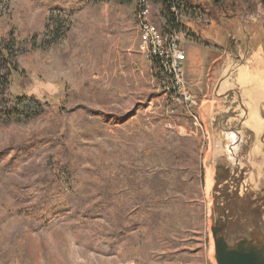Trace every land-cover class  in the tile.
Wrapping results in <instances>:
<instances>
[{
	"label": "rangeland",
	"instance_id": "374dc122",
	"mask_svg": "<svg viewBox=\"0 0 264 264\" xmlns=\"http://www.w3.org/2000/svg\"><path fill=\"white\" fill-rule=\"evenodd\" d=\"M47 2L76 9L74 15H58L60 32L55 39L44 30L50 15L43 5ZM146 2L147 16L166 35L168 12L158 0ZM182 2L185 10L191 6L196 14L206 15L183 21L187 40L222 45L217 50L230 56L238 42L244 51L246 31L253 34L264 28V7L259 8L257 0ZM137 4L138 0H0V36L11 37L18 65L1 95L2 105L33 96L47 109L25 125L0 123V152L17 153L12 159L0 154V264H214L211 180L230 143L228 136L213 131L214 126L260 131L237 137L253 145L252 155L256 147L262 149L250 161L264 184V67L254 74L246 69L248 59L239 70L235 63L223 80L228 87L223 95L202 91L197 82L187 80L199 99L198 111L183 105L179 97L173 103L162 88L160 70L146 60L149 44L138 23L143 9ZM42 133L62 140L68 157L74 148L83 157L84 169L105 163V174L121 183L119 200L134 220L132 234L109 244L108 235L94 229L110 227V216L80 224L81 214L58 215L54 206L35 205L49 179L40 184L50 140H41ZM39 141L45 146L26 153V147ZM156 172L168 184L161 197L141 186L144 175ZM125 178L140 184L137 194L149 200L148 208L140 211L132 205L134 192L123 186ZM247 181L242 188L248 187Z\"/></svg>",
	"mask_w": 264,
	"mask_h": 264
},
{
	"label": "trees",
	"instance_id": "16d2710c",
	"mask_svg": "<svg viewBox=\"0 0 264 264\" xmlns=\"http://www.w3.org/2000/svg\"><path fill=\"white\" fill-rule=\"evenodd\" d=\"M45 1V0H42ZM91 2H97L101 0H89ZM119 3H127L130 0H115ZM146 0H144L145 2ZM151 4V0H147ZM159 2L163 0H158ZM213 4L219 5L224 0H210ZM164 8L169 14V24L171 30H179L176 25V11H172L173 5L179 8V2L176 1L170 4L169 1H163ZM186 4V3H185ZM184 4V10H185ZM47 10H49V17L44 23L45 32H49L53 35V39L58 36L60 32L58 15L67 14L74 15L76 9L74 7H66L63 4L57 3H43ZM188 5V4H187ZM189 6V5H188ZM138 8H141L139 1ZM191 11L195 10V7H188ZM200 10V8H197ZM198 10V11H199ZM188 12V11H184ZM196 12V10H195ZM34 39L35 35L32 36ZM192 41L208 46L206 41H200L199 38L191 39ZM158 64V60H156ZM156 68L157 65H156ZM18 71L17 55L14 49V43L9 34L0 36V123L3 124H15L25 125L31 121H35L47 113L45 104H42L38 99L33 96H21L14 98L8 105H2V94L9 88L11 77L13 73ZM41 140L50 139L48 155L44 162L45 173L39 179L40 184H43L47 180V185L41 191L38 192V197H35V205L49 209L53 207V212L62 215L64 212L74 213L75 215L81 214L78 218V223H89L92 219H101L106 215L111 218V226L104 227L103 229H94L97 233L108 235V243L114 244L118 241L117 237L122 238L126 234H132L134 231V220L130 216L129 212L124 208L119 200L121 194V183L114 180L113 177L107 176L108 169L105 163L101 161L98 163L96 169L88 168L84 169L83 157L76 154L73 150L68 157V149L65 148L62 140L55 138L50 133H42ZM43 143V144H42ZM65 143V142H64ZM45 146L44 142H34V145L24 147L26 153H30V150L34 147ZM1 158L10 156L12 159L17 153H12L8 150L0 152ZM53 158L54 162H51ZM53 165V166H51ZM100 177L94 176L96 173H100ZM50 174V175H48ZM128 177V176H127ZM136 183L134 179L125 178L123 186L134 192L132 198V205L140 211L149 207V200L146 197L137 194L140 184ZM141 186L148 188L155 197H161L167 191V181L164 175L160 172L144 175ZM41 189V188H40ZM153 201V200H152ZM107 210V213L104 211ZM136 212V211H134ZM132 215V214H131ZM60 217V216H59Z\"/></svg>",
	"mask_w": 264,
	"mask_h": 264
},
{
	"label": "water",
	"instance_id": "95a60500",
	"mask_svg": "<svg viewBox=\"0 0 264 264\" xmlns=\"http://www.w3.org/2000/svg\"><path fill=\"white\" fill-rule=\"evenodd\" d=\"M214 128L216 133L228 136L230 143L225 147L222 163H216L211 180L212 259L214 264H264V184L258 181L255 165L250 161L262 149L256 147V154L252 155L250 146L253 145L242 144V139L237 137L261 133L248 127L244 130ZM245 180H248V187L242 188Z\"/></svg>",
	"mask_w": 264,
	"mask_h": 264
},
{
	"label": "crops",
	"instance_id": "0c3cea01",
	"mask_svg": "<svg viewBox=\"0 0 264 264\" xmlns=\"http://www.w3.org/2000/svg\"><path fill=\"white\" fill-rule=\"evenodd\" d=\"M185 25L187 26L186 23ZM249 32L250 31L248 30L245 33L248 37L246 39V44L244 43L245 46L243 45L245 47L243 49L244 51H242L241 43L238 42L235 49L230 52L232 56H230V54H227L229 52L226 53L224 50L221 52L217 50L218 48H222V45L217 46L216 44L208 42L204 39V41L208 43V46H204L192 40H187L186 37L182 44V48L185 54L184 75L186 74L187 78L185 80L197 82V88H200V90L202 89V91H204V88H206L205 92L216 91V94L223 95L228 89V87H226V81L223 80L227 78V76L225 75L228 73L229 68L235 66V63H238V67L236 66V70H239L240 66L247 62L244 60L248 59L250 63H248L249 65L246 67L247 70L251 69L252 71H254V74H256L257 72H263L264 37L260 36H264V28H262L260 32L257 31V33L255 32V29L253 31V34ZM244 53H247V55H244ZM255 54L261 55L260 60H256ZM242 56H246L245 59H242ZM217 84L219 86H217ZM216 87L217 89L215 90Z\"/></svg>",
	"mask_w": 264,
	"mask_h": 264
},
{
	"label": "built area",
	"instance_id": "2783aa9c",
	"mask_svg": "<svg viewBox=\"0 0 264 264\" xmlns=\"http://www.w3.org/2000/svg\"><path fill=\"white\" fill-rule=\"evenodd\" d=\"M138 1L139 5H141V9H143L142 25H146V27H148V30L151 31L150 47L149 52L147 53L146 60L152 63L155 69L156 60H163V64L169 65L168 75H161V71H158L163 80V82L161 80L162 88H166L168 90L167 98H169L173 103L177 104L178 97H186V103H196V109H199L200 104L198 102V99L195 98V96L187 87L184 76V69L182 66V63L185 60V54L182 48V44L184 42V39L186 38V25H184L183 21H192L194 19L202 20L206 18V15L204 13L196 14L195 10L191 11L190 9L186 10L188 12H184V4L182 0H165L171 2L170 4L178 1L180 5L179 8L173 5V10L176 11V25L179 27V30L173 31L170 27V30L168 32H165V41L169 42V48L171 49V61H164V58L162 57V55H160V44H155V26L152 24L150 16H147L146 11H144V0ZM163 1H161L160 3L164 6ZM245 1L252 2V0ZM257 3L259 8L264 7V0H257Z\"/></svg>",
	"mask_w": 264,
	"mask_h": 264
},
{
	"label": "bare ground",
	"instance_id": "6f19581e",
	"mask_svg": "<svg viewBox=\"0 0 264 264\" xmlns=\"http://www.w3.org/2000/svg\"><path fill=\"white\" fill-rule=\"evenodd\" d=\"M146 1L144 2V11H146V15H147L148 11H147V9H145V7L147 6ZM148 8H149V3H148ZM172 11L174 12L173 9H172ZM140 16H141V18H140ZM142 21H143V10L139 14V22L138 23L140 24L141 29L144 33V38L147 40L149 47H150L151 31L148 30V27H146V25H142ZM165 40H166V35L162 34V32H160V30L155 28V44H160V55H162V57L164 58V61H171V49L169 48V42H167ZM260 56H261L260 54H255L256 60H260ZM252 59H253V57H252ZM248 63H250V61H248ZM156 65H157L158 69L161 71L162 75H168V72H169V65L168 64H163V60H158V64H156ZM246 82H248V81H246ZM261 89H263L261 91H264L263 87H261ZM179 99L182 102V104L186 105V107H188V108L193 109L192 107H196V103H186V97H179ZM196 111H198V109H196ZM194 118H195V116H194ZM207 179H209V178L207 177ZM207 181H208V183H210V180H207Z\"/></svg>",
	"mask_w": 264,
	"mask_h": 264
}]
</instances>
